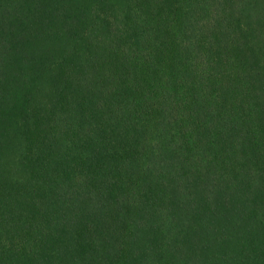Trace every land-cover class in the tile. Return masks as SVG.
<instances>
[{"label":"trees","instance_id":"16d2710c","mask_svg":"<svg viewBox=\"0 0 264 264\" xmlns=\"http://www.w3.org/2000/svg\"><path fill=\"white\" fill-rule=\"evenodd\" d=\"M0 264H264V0H0Z\"/></svg>","mask_w":264,"mask_h":264}]
</instances>
